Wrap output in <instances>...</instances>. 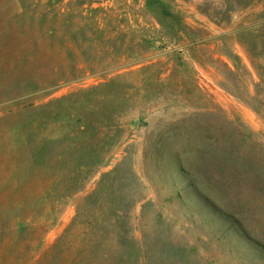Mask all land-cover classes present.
<instances>
[{
    "label": "rangeland",
    "instance_id": "1",
    "mask_svg": "<svg viewBox=\"0 0 264 264\" xmlns=\"http://www.w3.org/2000/svg\"><path fill=\"white\" fill-rule=\"evenodd\" d=\"M0 264H264V0H0Z\"/></svg>",
    "mask_w": 264,
    "mask_h": 264
}]
</instances>
